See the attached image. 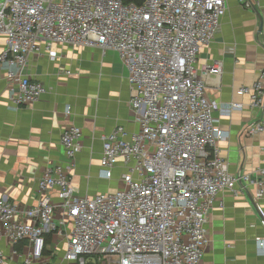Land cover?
Here are the masks:
<instances>
[{
    "label": "built area",
    "instance_id": "obj_1",
    "mask_svg": "<svg viewBox=\"0 0 264 264\" xmlns=\"http://www.w3.org/2000/svg\"><path fill=\"white\" fill-rule=\"evenodd\" d=\"M227 9V0H0V69L18 105L33 104L46 91L26 73L32 53L57 60V45L102 48L117 51L128 68L130 105L140 124L138 132L119 125L103 138L99 174L110 179L117 170L120 188L81 196L71 173L75 164L57 165L39 178L36 205L0 197V240L12 246L10 257L0 252V264H18L7 262L16 257L21 264H44L48 235L66 242L58 264H201L218 193H236L246 183L264 202V165L256 176L232 174L220 152L229 134L214 116L205 76L220 75L222 66L206 64L201 73L197 66ZM239 93L261 107L264 69ZM241 108L231 102L220 112ZM246 131L264 132V115ZM82 135L76 125L62 134L72 162L82 151ZM54 190L59 203L52 201ZM257 247L264 255V237Z\"/></svg>",
    "mask_w": 264,
    "mask_h": 264
},
{
    "label": "crops",
    "instance_id": "obj_2",
    "mask_svg": "<svg viewBox=\"0 0 264 264\" xmlns=\"http://www.w3.org/2000/svg\"><path fill=\"white\" fill-rule=\"evenodd\" d=\"M227 1L221 28L201 48L197 66L201 73L203 65L221 64L220 75L205 76L207 95L216 103L214 116L229 134L219 142L220 152L230 173L256 176L264 165V132L248 134L246 129L262 118L264 103L253 106L250 95L240 94L239 89L252 86L264 69V0H252V8L244 7L240 0ZM4 47L5 38L0 36V50ZM55 48L57 60L44 51L29 57L26 73L43 82L46 91L28 106L16 103L15 87L7 80L6 69H0V197L22 206L39 202V178L48 167L57 165L75 164L71 173L81 196L120 188L117 170L113 178L119 185L99 178L103 138L119 125L130 134L140 129L130 105L129 71L117 51ZM231 102L242 104V108L221 114L220 106ZM73 125L83 130V148L74 162L61 142L63 132ZM254 193L255 186L246 183L239 184L236 193H218L207 224L211 242L201 264H264L257 247V240L264 237V202L256 200ZM51 197L59 203L56 190ZM65 247V241L57 244L53 235H48L44 264H58ZM0 252L10 257L12 246L7 240H0ZM7 262L21 264L22 258Z\"/></svg>",
    "mask_w": 264,
    "mask_h": 264
},
{
    "label": "rangeland",
    "instance_id": "obj_3",
    "mask_svg": "<svg viewBox=\"0 0 264 264\" xmlns=\"http://www.w3.org/2000/svg\"><path fill=\"white\" fill-rule=\"evenodd\" d=\"M99 175V174H98ZM99 178H100V180H103V179H105V178H102L100 175H99ZM107 180H112V181H115V184L116 185H119L120 184V182L119 181H116L114 178H110V179H107ZM116 187V186H115ZM114 188V187H113ZM118 189V188H117ZM112 190H116V189H112ZM112 190H108V191H112ZM108 191H105V192H108ZM66 264V263H65Z\"/></svg>",
    "mask_w": 264,
    "mask_h": 264
},
{
    "label": "trees",
    "instance_id": "obj_4",
    "mask_svg": "<svg viewBox=\"0 0 264 264\" xmlns=\"http://www.w3.org/2000/svg\"><path fill=\"white\" fill-rule=\"evenodd\" d=\"M19 249H20V247H18ZM48 264H54L53 262H50V263H48Z\"/></svg>",
    "mask_w": 264,
    "mask_h": 264
}]
</instances>
